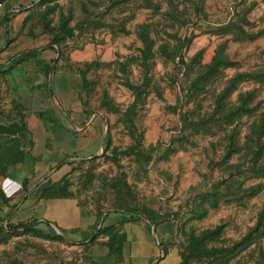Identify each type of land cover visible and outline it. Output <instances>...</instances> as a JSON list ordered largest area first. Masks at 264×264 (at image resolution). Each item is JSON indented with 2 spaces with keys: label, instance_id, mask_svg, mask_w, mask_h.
Wrapping results in <instances>:
<instances>
[{
  "label": "rangeland",
  "instance_id": "obj_1",
  "mask_svg": "<svg viewBox=\"0 0 264 264\" xmlns=\"http://www.w3.org/2000/svg\"><path fill=\"white\" fill-rule=\"evenodd\" d=\"M5 1L0 213L64 162L50 194L99 220L80 237L0 214V264H136L152 245L150 264H257L264 0ZM62 107L96 117L97 152L42 169Z\"/></svg>",
  "mask_w": 264,
  "mask_h": 264
},
{
  "label": "crops",
  "instance_id": "obj_2",
  "mask_svg": "<svg viewBox=\"0 0 264 264\" xmlns=\"http://www.w3.org/2000/svg\"><path fill=\"white\" fill-rule=\"evenodd\" d=\"M7 1V0H6ZM5 1V2H6ZM24 5V0H18ZM23 7V8H24ZM22 7H16L12 11H20ZM4 31L0 27V51L2 54L6 52L7 43L4 40ZM44 56H51V53L44 54ZM59 123L52 130V139L54 143V151L50 153V156L56 158H50L44 160L42 169L47 166L55 165L56 161H66L75 156H90L92 153L97 152V138L98 127L96 124V117L91 119H84L75 112H69L62 107V111H59ZM41 162V163H42ZM62 162L55 170H53L46 177L32 185L27 193L21 198H10L9 203L12 206L10 211L6 210L0 214H7L8 218H12V222L17 225L19 223L35 222L36 224H48L61 231H65L74 236H85L91 233L93 226L99 220L98 213L94 209L88 206H83L77 199L74 198H59L52 196L50 193V187L55 181V175L53 173H61L65 165ZM49 164V165H48ZM63 166V167H61ZM41 173L45 170H40ZM57 171V172H55ZM18 181L19 180H14ZM18 183L16 182L15 185ZM15 188V187H14ZM122 217L115 213L105 215L104 219L108 225H113L118 222ZM146 226L145 221H135L127 223V228L131 226ZM139 249V248H138ZM143 250L139 249L138 251ZM146 252L137 254L134 258L136 264H150L156 259L157 249L152 245L145 249Z\"/></svg>",
  "mask_w": 264,
  "mask_h": 264
},
{
  "label": "trees",
  "instance_id": "obj_3",
  "mask_svg": "<svg viewBox=\"0 0 264 264\" xmlns=\"http://www.w3.org/2000/svg\"><path fill=\"white\" fill-rule=\"evenodd\" d=\"M42 1H45V0H40L39 2H42ZM219 68H220V64L214 65L213 68H212V69H214L213 72H217V70ZM208 79L209 78H202L199 81V84L203 85L204 83H207ZM249 100H250V98H248V99L244 98L243 105L238 107L237 110L232 112L231 115H233V113H237V114L239 113L240 114V113H242L243 110H247V106H248ZM229 117H230V115L228 114L227 118H229ZM229 120H230V118L227 121H225V125L230 122ZM222 125H223V123L221 122L220 126H222ZM256 134H257V138H256L257 139V145H256V147L258 149V156H261L264 153V119L262 120V123L259 125V127L256 129ZM30 224H36V223L35 222L19 223L17 225H12V226H14L13 227L14 229H17V228H26ZM111 226H113V225L105 226L104 229L108 228V227H111ZM10 227L11 226H8L7 228L10 229ZM256 233H257V235H260V236L264 235V210L259 215V222H258V226H257V229H256ZM191 255L192 256L193 255H197V251L192 252ZM183 257H184V263H182V264H189V261H190L191 257L185 256V255H183ZM257 264H264V248L260 249L259 259H258Z\"/></svg>",
  "mask_w": 264,
  "mask_h": 264
},
{
  "label": "built area",
  "instance_id": "obj_4",
  "mask_svg": "<svg viewBox=\"0 0 264 264\" xmlns=\"http://www.w3.org/2000/svg\"><path fill=\"white\" fill-rule=\"evenodd\" d=\"M3 0H0V3H2ZM40 0H35V2H39Z\"/></svg>",
  "mask_w": 264,
  "mask_h": 264
}]
</instances>
